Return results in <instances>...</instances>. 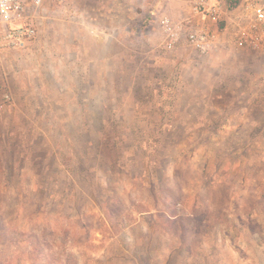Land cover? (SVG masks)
I'll return each instance as SVG.
<instances>
[{
  "label": "rangeland",
  "instance_id": "374dc122",
  "mask_svg": "<svg viewBox=\"0 0 264 264\" xmlns=\"http://www.w3.org/2000/svg\"><path fill=\"white\" fill-rule=\"evenodd\" d=\"M103 3L46 0L40 44L0 53V264H264V48L169 50L185 0ZM73 7L119 29L79 80Z\"/></svg>",
  "mask_w": 264,
  "mask_h": 264
},
{
  "label": "built area",
  "instance_id": "2783aa9c",
  "mask_svg": "<svg viewBox=\"0 0 264 264\" xmlns=\"http://www.w3.org/2000/svg\"><path fill=\"white\" fill-rule=\"evenodd\" d=\"M46 0H0V52L28 50L38 36V18ZM181 18L163 14L160 28L167 49L187 44L206 55L225 33L228 46L264 48V0H185ZM220 24L223 31L220 30ZM13 101L0 83V112Z\"/></svg>",
  "mask_w": 264,
  "mask_h": 264
},
{
  "label": "crops",
  "instance_id": "0c3cea01",
  "mask_svg": "<svg viewBox=\"0 0 264 264\" xmlns=\"http://www.w3.org/2000/svg\"><path fill=\"white\" fill-rule=\"evenodd\" d=\"M124 1L125 0H109V1L106 0V3H103L101 5L102 8H104L103 14L107 18L110 17V15L112 14H114V16L116 17L121 12L119 11V9L121 8L122 4H124ZM76 7H79V6L77 5ZM73 8H74V11L71 17L74 20V22H77V26L73 27V29L71 30V33L69 34V37L71 38V40H70V43L68 44V63H69L68 71H70L71 76L74 77L75 80L76 79L79 80L80 78L91 77V70L93 67L97 68L99 71L98 65L100 61L108 62L112 60L111 57H108V52H107L108 46L112 42L108 39V37L110 38L117 37L119 35L118 33L119 29L117 25L118 22H116L115 32L113 34H111L112 32L110 34L104 33L106 34V36H103L97 39L93 38V36L91 35V31L89 30V26H90L88 22L89 20H87L86 16L83 15L82 13L78 15V10L75 9V7ZM165 14H168V13H165ZM44 19H45V13L43 16V12H42L41 16L38 18V21H37L38 28H39V34L37 38L35 39V41L33 42L31 48L38 46L40 44V42L42 41L43 33L45 34L46 31L49 29L45 26ZM92 21H97V20L92 19ZM223 36H225L224 32L221 33V37L216 47L219 44H222V46L225 45L226 39H224ZM181 46H184V45H181ZM10 86H11V83H10ZM12 91L11 92L14 95V97H13V102L10 104V106L15 105L17 101L20 99L19 92L17 90H14L13 88H12ZM71 92H72L71 99L69 101L70 103H76L77 105H79L81 103V100L84 103L91 102L90 97L89 96L86 97V94H84V96L81 97L80 91L76 92L75 87H73V90Z\"/></svg>",
  "mask_w": 264,
  "mask_h": 264
}]
</instances>
